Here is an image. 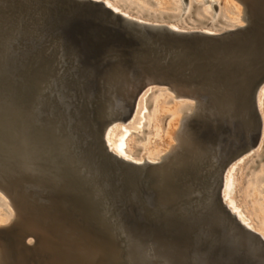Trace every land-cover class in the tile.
Wrapping results in <instances>:
<instances>
[{
    "label": "water",
    "instance_id": "obj_1",
    "mask_svg": "<svg viewBox=\"0 0 264 264\" xmlns=\"http://www.w3.org/2000/svg\"><path fill=\"white\" fill-rule=\"evenodd\" d=\"M250 22L183 30L101 0H0V188L23 220L0 264H264V239L223 200L262 136L264 0ZM197 110L177 154L108 147L148 87Z\"/></svg>",
    "mask_w": 264,
    "mask_h": 264
},
{
    "label": "bare ground",
    "instance_id": "obj_2",
    "mask_svg": "<svg viewBox=\"0 0 264 264\" xmlns=\"http://www.w3.org/2000/svg\"><path fill=\"white\" fill-rule=\"evenodd\" d=\"M107 5L116 11L122 12L125 15L134 17L140 20L156 23H164L171 27L183 30H195L202 29L212 32H222L228 29H234L239 26H244L250 22L252 14L254 12L253 6L258 0H239L244 4L243 14H239L234 20L228 18L220 12L217 6L220 4L219 0H104ZM199 2L195 5L194 2ZM238 13L241 12L239 9ZM245 23H241V20ZM158 88V87H155ZM153 89L148 87L141 99L137 103L142 101V108L140 110V117L136 124L131 126L112 125L107 132L106 139L108 147L116 152L118 155L133 160L136 162L151 161L157 162L162 161L174 154H177L182 149L185 138V130L190 122V117L197 110V104L194 100L185 97H176L174 92L166 87L160 88L161 90H167L173 93L174 98L165 91L160 89ZM152 97V112L148 114V118H145L147 108L145 105V99L152 94L153 91H157ZM180 98V100H175ZM175 107L181 113L179 120V113L174 112L167 115L170 116L165 125H163V115L171 110V107ZM258 106L262 118V136L258 144L251 148L256 149L250 156H245L237 161V163L231 164L227 169L224 178V189H223V200L232 212H235L240 222L244 223L247 227L260 233L264 239V163L260 164L257 168L256 164H247L248 173L246 182L244 184V195L250 201L248 210L255 212L261 227H257L251 223L250 219L242 212L241 208H238L234 201L230 197V192L238 185H241V181L238 177H235V171L240 170L242 165L253 155L258 158L255 162L259 163L264 160V84L261 86L258 95ZM137 108L130 119H134V115L137 112ZM147 119V120H146ZM128 121V120H127ZM147 122L148 130L146 134H142V127ZM179 122L177 130L174 127ZM130 123H132L130 121ZM129 125V124H128ZM139 126L134 135V131L131 130L135 126ZM164 126V128H163ZM141 128V129H139ZM144 135V136H143ZM174 135L176 143H171V137ZM138 138V140H137ZM141 151V152H138ZM247 153V151H246ZM251 166V167H250ZM256 168V169H255ZM237 175L241 174L240 171L236 172ZM3 196L0 197V229L10 226L11 224L17 223L23 220V209L18 197L13 196L9 192L0 188ZM13 208L12 212L9 208ZM4 223V224H2ZM1 233V232H0ZM2 258V246L0 236V263Z\"/></svg>",
    "mask_w": 264,
    "mask_h": 264
},
{
    "label": "rangeland",
    "instance_id": "obj_3",
    "mask_svg": "<svg viewBox=\"0 0 264 264\" xmlns=\"http://www.w3.org/2000/svg\"><path fill=\"white\" fill-rule=\"evenodd\" d=\"M220 1V4L217 6V8L220 10V12L222 13V14H224V15H227L228 16V18H232V19H234V20H237V16L239 15V14H243V7H244V4L243 3H241L239 0H219ZM195 3V5H198V3L199 2H194ZM241 10V12L240 13H238L237 11L238 10ZM242 22L241 23H245V21L242 19L241 20ZM160 88H162V87H160ZM159 87L158 88H155V89H160ZM159 90H157V91H153L152 92V94H150L148 97L149 98H146L145 99V105H146V108H147V112H146V114H145V118H148V114L149 113H151L152 112V97L155 95V93H157ZM160 91H165V92H167V93H169V95H171L173 98H174V96H173V93H171V92H169V91H167V90H161L160 89ZM175 100H180V98H175ZM143 101V100H142ZM142 101H140L139 102V106H138V108H137V112L135 113V117H134V119L132 120V119H129L128 121H126V122H117V123H115V124H117L118 125V128H120L121 126H131V125H134V123L136 124V122L138 121V119H139V117H140V110H141V108H142ZM171 110H168L164 115H163V120H162V123H163V125H165V123H166V121H167V119L170 117V116H168L167 117V115H169V114H171V113H173V111L175 110V107H171L170 108ZM174 112H178V110H175ZM179 113V112H178ZM172 115V114H171ZM179 115H180V117H179V120H180V118H181V113H179ZM263 115H264V109H263ZM264 117V116H263ZM147 120V119H146ZM130 121L132 122V123H130ZM115 124H113V125H115ZM129 124V125H128ZM178 126H179V122L177 123V125L174 127V130L176 131L177 130V128H178ZM138 127L139 126H135L133 129H131V130H133L134 131V135L136 134V130L138 129ZM137 128V129H136ZM163 128H164V126H163ZM139 129H141V128H139ZM148 130V128H147V122H146V124L144 123V125H143V127H142V130L143 131H141V132H143L142 134H146L145 132ZM142 134L141 135H139V134H136V136H142ZM143 135V136H144ZM137 140H138V138H137ZM171 143L172 144H174V143H176V140H175V137H174V135H172V137H171ZM256 149H252L251 151H247V153L245 152V154H243V157H245V156H250V154L251 153H254V151H255ZM138 152H141V151H138ZM242 158V155L241 156H239L232 164H234V163H237V161H239L240 159ZM256 158H258L256 155L254 156H252V157H250L247 161H249L248 163L247 162H245V163H243L242 165H240V170L239 169H237L236 171H235V177H238L239 179H240V181H241V185H238V186H236L231 192H230V197H231V199L234 201V203H235V205L238 207V208H241V210H242V206L244 207V210H242V212L243 213H245V215L249 218V219H251V221H252V223L253 224H257V219H256V217L253 215V213H250V211L248 210V207H249V200L245 197V195H244V184H245V182H246V179H247V176L250 174V173H248V168H247V164L249 165V164H252L251 162H253V164H256L257 166H254V165H252L253 167L252 168H254V167H258L260 164H262V163H264V160H262L261 162H259V163H257V162H255V159ZM251 167V166H250ZM255 168V169H256ZM238 171H240V173L241 174H238L237 175V173L236 172H238ZM3 196L5 197V198H3ZM0 197H2L4 200L5 199H8L4 194H2L1 193V191H0ZM5 201H7V200H5ZM237 201H239V203H237ZM8 208H9V206H8ZM12 212H14V209L13 208H9ZM249 211V214L247 213ZM253 219V220H252ZM2 224H4V223H2ZM255 224V225H256ZM1 225V224H0Z\"/></svg>",
    "mask_w": 264,
    "mask_h": 264
},
{
    "label": "flooded vegetation",
    "instance_id": "obj_4",
    "mask_svg": "<svg viewBox=\"0 0 264 264\" xmlns=\"http://www.w3.org/2000/svg\"><path fill=\"white\" fill-rule=\"evenodd\" d=\"M101 1H103V2H105L104 0H101ZM237 203H239V201H237ZM240 204V203H239ZM242 210H244V207L242 206ZM248 214H249V211L247 212ZM250 213H253V215L256 217V219H257V224H256V226L257 227H261L260 226V222H259V220H258V218H257V216H256V214H255V212H250ZM234 214H235V212H234ZM236 215V214H235ZM237 217V216H236ZM238 218V217H237ZM239 219V218H238ZM253 220V219H252ZM250 221H251V219H250ZM251 223H252V221H251ZM244 224V223H243ZM254 231V230H253ZM256 232V231H255ZM256 233H258V232H256ZM259 235H260V233H258ZM261 236V235H260Z\"/></svg>",
    "mask_w": 264,
    "mask_h": 264
}]
</instances>
